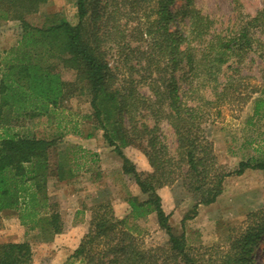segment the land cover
Wrapping results in <instances>:
<instances>
[{"label": "trees", "instance_id": "trees-1", "mask_svg": "<svg viewBox=\"0 0 264 264\" xmlns=\"http://www.w3.org/2000/svg\"><path fill=\"white\" fill-rule=\"evenodd\" d=\"M46 1L0 0V24L18 20L23 33L22 47L6 60L0 77V211H17L28 231L42 223L43 231L51 235L66 231L47 187L51 177L64 181L74 175L67 162L53 157L61 139L19 128L48 116L67 96L88 89L91 122L103 130L122 157L124 170L134 175L146 198L129 197L130 212L123 218L115 214L110 201H99L87 233L63 264H260L264 205L249 212L240 226L228 229L226 244L194 246L188 243L184 230L178 233L171 224V213L165 210L158 190L181 179L187 192L197 198L192 213L182 220L184 225L195 217L200 205L217 201L228 176L242 175L250 168L264 169V159H250L225 171L202 129L205 110L212 104L207 92L216 100L224 97L233 85L232 75L225 70L231 67L230 62H241L253 49L262 47L258 32H264V8L218 31L215 21L189 2L183 9L189 19L183 34L170 27L175 18L170 7L175 0H149L154 5L145 31L154 38V47L162 51L161 60L166 61L163 67L162 61L154 63L158 74L149 83L145 81L153 95L146 96L138 89L143 81L137 82L134 75L118 78L105 59L95 24L101 16L97 11L101 0H76V24L58 13L43 15L41 23L30 21L29 15ZM2 63L0 60V68ZM183 63L188 66L187 77L178 79L176 71ZM68 67L77 71L76 81L62 78V69ZM181 79L187 82L184 90ZM255 104L257 113L264 107V97H257ZM145 110L157 119L155 126L149 127L142 119ZM164 119L177 138L173 155L154 134ZM146 135L152 171L139 169L123 150L143 146ZM152 213L168 240L163 246L146 248L135 230L139 229L137 221ZM33 260L29 240L0 243V264H33Z\"/></svg>", "mask_w": 264, "mask_h": 264}, {"label": "rangeland", "instance_id": "rangeland-1", "mask_svg": "<svg viewBox=\"0 0 264 264\" xmlns=\"http://www.w3.org/2000/svg\"><path fill=\"white\" fill-rule=\"evenodd\" d=\"M189 2L211 17L215 21L214 29L218 31L237 23L240 18L248 19L264 8V0H175L170 7L175 15L170 26L173 31L186 34L189 19L183 14V9ZM152 5L149 0H101L97 8L101 16L95 22L110 67L120 79H129L134 75L137 82L143 81L138 89L146 96L153 95L147 82L158 74L154 63L162 61L160 66L163 67L166 61L165 58L161 60L162 51L154 47V38L145 31ZM55 13L73 24L78 22L76 0H47L28 18L37 24L41 23L43 15ZM22 34L18 20L1 22L0 60L3 63L0 77L6 60L14 57L16 50L22 47ZM258 36L262 47L253 49L241 62H230L231 67L225 69L233 77V85L227 94L216 100L214 94L207 92L212 104L205 110L203 134L212 142L218 162L225 171H233L241 161L264 159V107L256 113L255 104L257 97H264V32H258ZM39 57L37 59H41ZM187 71L188 66L183 63L176 71L177 78H186ZM61 75L66 81H76L78 74L68 67L62 69ZM225 81L222 79L221 83ZM186 83L180 80L183 90L187 88ZM83 91L67 96L48 116L36 118L33 124L19 128L61 139L53 157L67 162L74 171L70 179L58 181L51 177L47 184L51 203L66 223L64 233L51 235L43 231L44 223L35 231H28L21 225L17 211H0V243L29 240L34 251L33 264L66 262L87 233L94 206L99 201H110L115 214L123 218L130 212L129 197L146 198L134 175L124 170L122 157L108 143L103 130L91 122L90 95L88 89ZM167 108L166 103L162 110L167 111ZM142 115H145L141 117L149 127L158 122L146 110ZM154 134L173 155L178 142L168 121H160ZM148 137L146 135L143 146L131 145L123 150L139 169L152 171L154 168L147 154L151 151ZM158 192L165 210L171 213V224L178 233L185 231L190 245L226 244L228 229L240 226L249 212L264 205V169L250 168L242 175L228 176L217 201L200 205L195 217L184 225L182 220L187 213H192L197 198L187 192L181 179L161 187ZM137 225L139 232L135 230V234L139 233L146 248L163 246L168 240L158 225L155 213L146 219H139ZM259 263L264 264V250L260 251Z\"/></svg>", "mask_w": 264, "mask_h": 264}, {"label": "crops", "instance_id": "crops-1", "mask_svg": "<svg viewBox=\"0 0 264 264\" xmlns=\"http://www.w3.org/2000/svg\"><path fill=\"white\" fill-rule=\"evenodd\" d=\"M12 241H17V240H12Z\"/></svg>", "mask_w": 264, "mask_h": 264}]
</instances>
